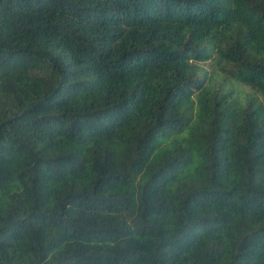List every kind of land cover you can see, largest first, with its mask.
I'll list each match as a JSON object with an SVG mask.
<instances>
[{"label":"trees","instance_id":"trees-1","mask_svg":"<svg viewBox=\"0 0 264 264\" xmlns=\"http://www.w3.org/2000/svg\"><path fill=\"white\" fill-rule=\"evenodd\" d=\"M0 264H264V0H0Z\"/></svg>","mask_w":264,"mask_h":264},{"label":"rangeland","instance_id":"rangeland-1","mask_svg":"<svg viewBox=\"0 0 264 264\" xmlns=\"http://www.w3.org/2000/svg\"><path fill=\"white\" fill-rule=\"evenodd\" d=\"M241 88H242V87H240L239 89L241 90ZM243 89H244V91H245L244 94H250V97H251V98L254 97V96L251 94L249 88L243 87Z\"/></svg>","mask_w":264,"mask_h":264}]
</instances>
